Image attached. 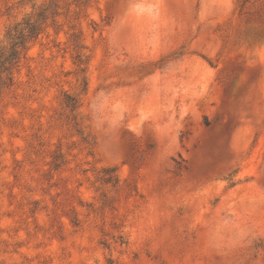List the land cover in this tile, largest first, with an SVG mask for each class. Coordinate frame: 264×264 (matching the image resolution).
I'll return each instance as SVG.
<instances>
[{
	"label": "rangeland",
	"instance_id": "rangeland-1",
	"mask_svg": "<svg viewBox=\"0 0 264 264\" xmlns=\"http://www.w3.org/2000/svg\"><path fill=\"white\" fill-rule=\"evenodd\" d=\"M1 54L0 264H264V0H0Z\"/></svg>",
	"mask_w": 264,
	"mask_h": 264
},
{
	"label": "trees",
	"instance_id": "trees-1",
	"mask_svg": "<svg viewBox=\"0 0 264 264\" xmlns=\"http://www.w3.org/2000/svg\"><path fill=\"white\" fill-rule=\"evenodd\" d=\"M38 21H32V22H27V26H25V27H23L22 29H21V31L20 32H17L16 33V35L18 34V33H21V36H18L17 38H20V37H22V36H30V37H36V34H37V32H36V29H38L39 30V26H38ZM21 25V23H19V24H17L16 26H15V29H16V31H18V29H19V26ZM28 27H29V30L28 31H30V33L29 34H26V30L28 29ZM18 44V42L17 43H15V45H17ZM14 45V46H15ZM13 54H15V52H16V50L15 49H13ZM3 60H4V63L6 64V63H8L10 60H8V58H5L4 59V54H1V56H0Z\"/></svg>",
	"mask_w": 264,
	"mask_h": 264
}]
</instances>
